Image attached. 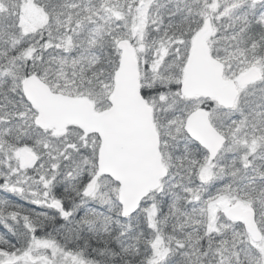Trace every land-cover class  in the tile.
<instances>
[{
	"label": "snow or ice",
	"instance_id": "obj_1",
	"mask_svg": "<svg viewBox=\"0 0 264 264\" xmlns=\"http://www.w3.org/2000/svg\"><path fill=\"white\" fill-rule=\"evenodd\" d=\"M0 264H264V0H0Z\"/></svg>",
	"mask_w": 264,
	"mask_h": 264
}]
</instances>
